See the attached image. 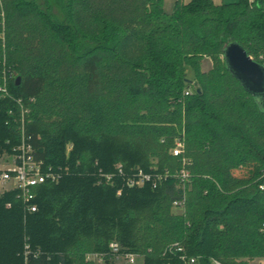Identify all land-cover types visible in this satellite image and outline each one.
<instances>
[{"label": "trees", "instance_id": "16d2710c", "mask_svg": "<svg viewBox=\"0 0 264 264\" xmlns=\"http://www.w3.org/2000/svg\"><path fill=\"white\" fill-rule=\"evenodd\" d=\"M40 1L0 0V155L25 137L61 178L33 213L0 196V264H111V243L142 264L264 258V102L223 59L233 41L264 65V0H59L63 23ZM137 170L167 178L131 188Z\"/></svg>", "mask_w": 264, "mask_h": 264}, {"label": "built area", "instance_id": "2783aa9c", "mask_svg": "<svg viewBox=\"0 0 264 264\" xmlns=\"http://www.w3.org/2000/svg\"><path fill=\"white\" fill-rule=\"evenodd\" d=\"M6 82L0 88V90L6 94ZM23 121H22V132H23ZM24 135V134H23ZM69 150V147H68ZM171 153L175 157L182 156L184 154V145L177 141L176 146L171 150ZM183 167L178 171L174 177L177 178L181 184H184L189 178V172L185 168L184 164L187 163L186 159H183ZM117 175L122 176L123 170L119 166L117 169ZM114 175H102V181L108 185H113ZM61 178V175L53 171V168H45L43 161L38 160L36 157L35 150L28 144L25 137L22 139V143L15 149L11 164L5 168H0V185L6 187L7 191H16L18 197L23 201L26 209L31 213L37 211V206L33 203L35 195L33 190L38 186L45 183H57ZM167 176L163 175H152L145 173L142 170H137L132 177H126V185L129 187H142L147 183L156 184L163 179L166 180ZM184 200L176 201L173 204V209L176 212L183 210ZM28 248V247H26ZM109 253L115 259L122 257L126 264H137L138 257L134 254H123L121 253L120 246L117 243H111L109 246ZM176 251L181 254V261L184 264H196L197 258L188 257L181 247L176 248ZM86 260L93 262L94 264H105V257L102 254L92 253L86 256ZM211 264H222L217 260H211Z\"/></svg>", "mask_w": 264, "mask_h": 264}, {"label": "water", "instance_id": "95a60500", "mask_svg": "<svg viewBox=\"0 0 264 264\" xmlns=\"http://www.w3.org/2000/svg\"><path fill=\"white\" fill-rule=\"evenodd\" d=\"M223 59L230 74L261 105L264 102V65L255 61L240 44L233 41L225 45Z\"/></svg>", "mask_w": 264, "mask_h": 264}, {"label": "rangeland", "instance_id": "374dc122", "mask_svg": "<svg viewBox=\"0 0 264 264\" xmlns=\"http://www.w3.org/2000/svg\"><path fill=\"white\" fill-rule=\"evenodd\" d=\"M39 4L43 9H46V7L49 8L50 13L53 15L56 21L61 23L65 22L64 2H61L59 0H47L46 2L40 1ZM213 66L214 61L210 58H204L200 63V67L203 73L209 72L213 68ZM70 147L71 146H69V148ZM12 157L13 154H9L8 152L2 153L0 155V168H5L7 165L11 164ZM5 191L6 187L0 185V196H2ZM256 261L257 260H254L252 263L257 264ZM111 264H126V262L122 257H119L118 259L113 260ZM137 264H142V260L138 259Z\"/></svg>", "mask_w": 264, "mask_h": 264}, {"label": "crops", "instance_id": "0c3cea01", "mask_svg": "<svg viewBox=\"0 0 264 264\" xmlns=\"http://www.w3.org/2000/svg\"><path fill=\"white\" fill-rule=\"evenodd\" d=\"M190 1L191 0H182V2L184 4H187ZM236 1H238V0H212V2L216 5H221L224 3H231V2H236ZM175 2H176V0H165L164 1L163 9L167 15H170L172 13ZM256 263L257 264H264V258L257 260Z\"/></svg>", "mask_w": 264, "mask_h": 264}]
</instances>
